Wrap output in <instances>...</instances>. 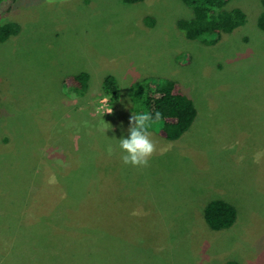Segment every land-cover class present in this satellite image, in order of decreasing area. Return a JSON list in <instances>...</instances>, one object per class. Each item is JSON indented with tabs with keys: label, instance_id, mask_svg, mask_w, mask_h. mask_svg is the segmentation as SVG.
<instances>
[{
	"label": "rangeland",
	"instance_id": "rangeland-1",
	"mask_svg": "<svg viewBox=\"0 0 264 264\" xmlns=\"http://www.w3.org/2000/svg\"><path fill=\"white\" fill-rule=\"evenodd\" d=\"M235 8L245 25L206 45L178 30L180 0H3L19 33L0 43V264H264L263 7ZM80 72L87 91L67 94ZM161 79L197 117L176 141L154 123L148 166L124 165L132 87ZM216 199L238 211L228 230L204 220Z\"/></svg>",
	"mask_w": 264,
	"mask_h": 264
},
{
	"label": "trees",
	"instance_id": "trees-1",
	"mask_svg": "<svg viewBox=\"0 0 264 264\" xmlns=\"http://www.w3.org/2000/svg\"><path fill=\"white\" fill-rule=\"evenodd\" d=\"M12 4L18 0H9ZM126 4H136L144 0H121ZM192 13V17L181 19L178 30L189 41L214 45L222 35L230 34L245 25L246 15L238 8L228 10L230 0H180ZM3 0H0V5ZM263 11L257 20L258 28L264 32V0H261ZM19 33L15 23L0 22V43ZM89 75L80 72L65 79L64 87L69 95H80L88 89ZM103 95L110 101L119 99L120 90L114 76L108 75L102 83ZM132 110L134 114L159 111L162 113L158 134L167 141H176L192 126L197 110L192 99L182 90L180 83L171 79H161L152 88L148 80L136 82L131 90ZM156 123V122H155ZM204 220L213 231L230 229L238 219V211L232 204L216 199L204 208ZM225 264H238L227 261Z\"/></svg>",
	"mask_w": 264,
	"mask_h": 264
},
{
	"label": "clouds",
	"instance_id": "clouds-1",
	"mask_svg": "<svg viewBox=\"0 0 264 264\" xmlns=\"http://www.w3.org/2000/svg\"><path fill=\"white\" fill-rule=\"evenodd\" d=\"M162 119V113L156 111L132 114L129 120L127 137H122L118 141L121 150V160L124 165L132 167H147L150 159L156 152V145L150 138L149 129ZM114 149L111 145L107 148V153L111 156Z\"/></svg>",
	"mask_w": 264,
	"mask_h": 264
}]
</instances>
